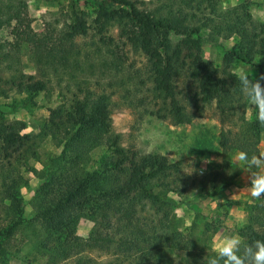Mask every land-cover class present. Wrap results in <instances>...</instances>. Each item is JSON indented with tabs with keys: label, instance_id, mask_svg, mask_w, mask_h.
Segmentation results:
<instances>
[{
	"label": "trees",
	"instance_id": "obj_1",
	"mask_svg": "<svg viewBox=\"0 0 264 264\" xmlns=\"http://www.w3.org/2000/svg\"><path fill=\"white\" fill-rule=\"evenodd\" d=\"M243 1L221 9L217 0H166L151 12L141 11L132 0H102L91 25L85 12L73 7L70 22L65 21L59 32L48 29L36 34L27 26L23 42L46 79L68 71L72 74L93 59L103 64L100 75L109 67L119 73L123 66L118 47L106 37L111 28L117 29L119 39L146 61L143 72L150 84L151 106L144 109L145 114L182 126L212 110L222 124L219 147L223 160L234 151H245L250 158L258 153L264 126L254 112L246 130L234 132L228 126L234 119L241 120L247 100L240 92L238 75L229 71L231 65L255 66L258 75H264V23L252 19ZM199 28L225 39L236 37L224 52L222 69L202 58ZM90 33L99 42L79 47L77 40ZM20 48L18 39L0 40V97L5 96L3 74L19 71ZM181 80L188 83L182 85L185 88L180 86ZM87 82L72 93L67 108L59 105L50 111L36 135H21L26 124L5 119L29 101L21 106L5 105L6 111L0 106V264L16 236L46 256L45 264H96L84 252L95 248L112 251L116 256L113 264H206L205 257L214 255L206 243L197 245L169 228L168 206L174 201L166 192L182 162H169L160 155L140 156L121 146L111 121L116 85L110 84L114 87L110 92H95ZM139 90L135 87L132 92ZM46 139L61 150L47 157L43 169L37 170L29 163L40 161L38 146ZM101 147L108 154L93 167L91 153ZM22 168L40 181L30 199L31 217L25 216L20 192L28 186ZM226 174L219 171L208 176L215 190L228 186ZM157 187L162 192L155 191ZM151 210L154 216L150 219ZM82 218L93 223L85 241L76 235ZM237 233L247 244L264 240V197L249 206L247 220Z\"/></svg>",
	"mask_w": 264,
	"mask_h": 264
},
{
	"label": "rangeland",
	"instance_id": "obj_2",
	"mask_svg": "<svg viewBox=\"0 0 264 264\" xmlns=\"http://www.w3.org/2000/svg\"><path fill=\"white\" fill-rule=\"evenodd\" d=\"M72 1L73 4L70 0L52 2L0 0V40L18 39L21 42L20 68L18 72L3 74L5 96L0 97V106L6 111L5 105L21 106L29 101L25 108L7 114L6 121L24 122L26 128L20 134L36 135L47 121L52 109L59 105L67 108L72 93H77L78 86L84 87L83 81L89 80L87 83H90L91 89L95 92L103 89L110 92L114 88H111L110 84L116 85V94L112 98V131L120 135L121 146L133 154L160 155L169 162H182L181 171L170 177L169 181L173 184L166 192V196L174 201V204L168 206L169 228L189 236L197 245L206 243L212 250L213 237L218 232L237 233L247 220L249 206L257 201L245 190L251 184L245 165L236 159L239 151L232 152L227 161L223 160L219 147L222 124L211 112L212 110L202 117L194 118L190 124L182 126L145 114L144 109L151 106L150 84L143 72L145 58L133 54L125 45V40L119 39L115 28H111L106 37H111L113 41L111 43L118 47L117 55L123 66V69H119L122 71L116 73L113 67H109L100 75L103 64L93 59L72 74L68 71L58 78H53L51 75H48L49 79L44 78L34 66L28 45L23 42L27 26L36 34H44L48 29L57 33L63 28L65 21L70 22L69 15L73 7L75 10L84 11V18L91 25L95 19L97 3L102 0ZM132 1L137 3L141 11L152 12L166 0ZM243 2V0H217L221 9L231 8ZM245 2L252 19L264 23V0H245ZM198 33L203 41L202 58L211 62L215 69H222L224 52L233 46L236 37L225 39L204 28H199ZM94 35L90 33L86 37L79 38L77 40L79 47H90V44L96 40L98 43L99 40L93 37ZM89 63H92V67ZM229 71L236 75L244 71L253 80L260 77L255 66L241 62L232 64ZM138 75V80L130 79ZM139 80L142 81L141 84ZM96 81L100 84H96ZM179 84L182 88H185L182 85H188L184 80ZM135 87L140 90L134 94L132 90ZM249 107L250 102L246 100L241 120L234 119V123H229L228 126L233 128L234 132L244 131L250 127L254 117L253 112L246 111ZM60 150L61 148L55 146L49 139L44 140L38 146L40 161L30 160V167L43 169L46 158L59 154ZM262 152H264V131L260 134L257 155ZM107 154L105 147L94 150L91 153L92 166H98L100 159ZM219 171L227 173L229 184L220 190H215L208 176ZM20 173L28 180V186L21 188L20 192L24 199L25 216L31 217L33 212L30 199L40 181L32 172H27L23 168ZM204 177H206L205 181L202 180ZM155 191H161V187H157ZM147 215L150 219L153 218L154 211L151 210ZM92 227L93 223L89 219L82 218L76 228V235L85 241ZM127 233L128 231L125 230V234ZM16 237L10 243L4 264H45L46 256L34 252V248L30 249V244H25L24 239ZM127 238L131 239L132 236L127 234ZM84 252L95 260L96 264L116 263V256L112 251L103 252L95 248L85 249Z\"/></svg>",
	"mask_w": 264,
	"mask_h": 264
},
{
	"label": "clouds",
	"instance_id": "obj_3",
	"mask_svg": "<svg viewBox=\"0 0 264 264\" xmlns=\"http://www.w3.org/2000/svg\"><path fill=\"white\" fill-rule=\"evenodd\" d=\"M237 79L240 92L250 102L246 111L254 112L257 122L264 126V75L253 80L241 71ZM236 159L245 165L249 173L251 186L245 190L253 199L264 197V152L249 158L247 152L239 151ZM212 251L214 255H207L204 259L206 264H264V240L247 244L238 233L218 232L212 239Z\"/></svg>",
	"mask_w": 264,
	"mask_h": 264
}]
</instances>
